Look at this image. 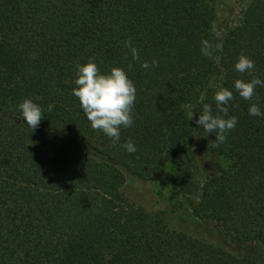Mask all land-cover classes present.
Segmentation results:
<instances>
[{
	"label": "trees",
	"instance_id": "obj_1",
	"mask_svg": "<svg viewBox=\"0 0 264 264\" xmlns=\"http://www.w3.org/2000/svg\"><path fill=\"white\" fill-rule=\"evenodd\" d=\"M89 61L135 85L117 142L72 94ZM253 77L264 0H0V264H264V117L248 114L264 112V86L250 101L233 86ZM223 89L237 125L217 146L195 120L205 104L223 116ZM25 99L43 112L34 131Z\"/></svg>",
	"mask_w": 264,
	"mask_h": 264
},
{
	"label": "clouds",
	"instance_id": "obj_2",
	"mask_svg": "<svg viewBox=\"0 0 264 264\" xmlns=\"http://www.w3.org/2000/svg\"><path fill=\"white\" fill-rule=\"evenodd\" d=\"M125 46L130 49L133 59H138V52L132 47L131 41H126ZM221 49L219 43L213 45L209 40L201 41V54L210 59L219 61L214 53ZM157 61L153 60L150 65L143 62L141 67L149 69L156 66ZM235 70L240 73L250 72L254 69V62L246 56H240L235 64ZM72 94L78 99L80 107L90 122L94 130L103 132L113 142L120 139V129L130 127L133 124L132 110L136 100V88L133 82L128 78L123 68L113 67L107 73H101L99 67L94 61H89L83 65H77L75 73ZM234 88L239 96L244 100H251L257 86H264V80L259 77H253L250 81L236 80ZM233 99L232 91L228 89L219 90L215 93L213 100L216 107L223 116L213 115L212 107L205 104L198 119L195 120L198 128H202L208 134L215 133V144L224 143L225 133L235 128L237 118L228 117L227 105ZM52 105L48 106V111L52 110ZM19 112L26 122L27 127L34 131L40 124L43 116L42 109L30 99H25L18 106ZM194 112L189 106L188 116L190 120ZM248 114L254 117H264V112L256 104H251L248 108ZM228 117V118H224ZM129 153L136 152L135 145L128 141L123 145Z\"/></svg>",
	"mask_w": 264,
	"mask_h": 264
},
{
	"label": "rangeland",
	"instance_id": "obj_3",
	"mask_svg": "<svg viewBox=\"0 0 264 264\" xmlns=\"http://www.w3.org/2000/svg\"><path fill=\"white\" fill-rule=\"evenodd\" d=\"M154 206H155V205H154ZM157 207H159L160 209H163V210L166 212V214H169V213H170L169 206H168V205H165L164 202L161 203L160 206H157Z\"/></svg>",
	"mask_w": 264,
	"mask_h": 264
}]
</instances>
